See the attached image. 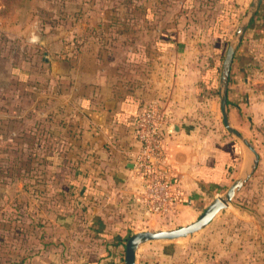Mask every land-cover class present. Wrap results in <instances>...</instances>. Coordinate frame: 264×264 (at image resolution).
Instances as JSON below:
<instances>
[{
    "label": "crops",
    "instance_id": "crops-1",
    "mask_svg": "<svg viewBox=\"0 0 264 264\" xmlns=\"http://www.w3.org/2000/svg\"><path fill=\"white\" fill-rule=\"evenodd\" d=\"M42 1L25 0L28 10L15 11V38L24 44L15 58L8 48L0 50V76L15 78V87L25 88L15 90V136L26 131L31 156L45 163L42 187L34 182L27 201L15 199V223L1 220L0 264H124L127 237L147 230L140 223L178 226L193 221L249 162L248 151L218 124L214 108L216 102L219 108L222 51L233 35L228 39L229 28L251 0H212L221 2L218 11L203 8L213 17L206 27L207 42L199 39L202 31L192 36V43L181 42L179 24L168 28L160 22L151 32L139 28L121 45L108 38L95 40L83 26L78 34L87 35L82 34L75 51L71 43L53 42L52 35L63 30L49 33L45 12L36 9ZM100 1L110 0H79L77 19L81 16L84 24L90 15L84 4ZM32 2L36 6L30 12ZM114 14L108 10L107 18ZM5 29L1 35H8ZM116 47L125 51L124 63L114 57ZM150 100L159 102L169 125L179 128L169 133L167 142L184 198L167 216L153 215L141 203L130 156L138 148L133 119ZM227 107L230 123L252 139L261 163L264 0L234 53ZM35 131L44 135L34 138ZM245 200L243 206L236 205L235 226L181 241L144 242L135 263L264 264V201Z\"/></svg>",
    "mask_w": 264,
    "mask_h": 264
},
{
    "label": "rangeland",
    "instance_id": "rangeland-1",
    "mask_svg": "<svg viewBox=\"0 0 264 264\" xmlns=\"http://www.w3.org/2000/svg\"><path fill=\"white\" fill-rule=\"evenodd\" d=\"M213 2L214 1L212 0H201L199 3L195 2V0H171V3H169L168 5L165 3L161 5L160 9L164 11V14H162L159 18L157 16V19L156 17H154L155 19L150 23L144 22L146 16L143 13V9L150 6L152 2L150 3L143 0L140 2L139 0H134L129 3V7H127L128 5L123 6V3H121L118 5L119 10L115 11L114 17L111 19L107 18L106 10H104L105 12L102 14L100 12L98 13L100 7L101 9H105L104 5H106V1L104 2L100 1L97 4L94 3V5L91 2L90 3L86 2L84 4V7L85 9H88L87 13H89L90 15L84 17L85 18L84 24L81 23V20L83 19L81 18V16H79V19H76V21L73 18L67 19L64 24H62V22L59 21L60 24L53 27L51 26L50 22L52 23V20H56V18L52 17L48 23L50 26L49 33H51V30H56L57 27H60L59 29L63 31L52 35V37L53 36L56 37L53 40V42L71 43L70 46L72 50L75 51L76 45L81 43L80 42L82 41L81 36L84 33L89 34V36H91L95 40H98L99 38H102L103 40H107V38L113 39V35L108 33V32L114 33L115 31L113 30H121L125 27L126 28L140 27V30H143L142 28H144L151 32V30L155 29L156 26H158V24L161 22V24H164V26L168 28L176 27V24H179L178 32L180 31L181 33L178 34V37L181 42L192 43L193 41L192 36L193 35L198 36V34L201 31H202V37H199V39L201 41L207 42L208 33L206 27L209 21H211V18L213 17H210L212 15H208V11H204L203 8L205 9L209 5V7L211 6L212 8L211 10L218 11L222 6L220 1L214 4ZM226 2L229 3L230 0ZM248 3L249 2L244 3L242 8L239 9L237 19H235V22L229 28L228 39L232 34H234L235 29L239 24L240 17L248 9L249 7ZM197 4H198V8H197ZM30 5H31L30 12H32L36 4L32 2ZM63 5L64 6L62 8H65L66 11L77 12L78 7H79L78 12L81 11L79 0H67L65 3H63ZM25 6L27 7L26 10H28L29 6H27V4H25V0H23V2L17 8H15L14 5L6 9L4 8L0 13V29L2 28V26L7 27V29H5L4 31L8 34V35L5 34L6 35L5 40L3 39V37H1L0 34V50L2 51V49L4 50L8 48V50L6 51H11L12 57L14 58H15V53H17V48L19 46L24 45L23 40L19 38H15V17L19 18L18 16H15V11ZM36 9L37 12L38 11L41 12V10L42 12H45L44 14L47 16H45L43 20L47 21L49 20L48 15L50 14L52 15L54 13L56 14L58 12L57 0H43L39 4V6H37ZM130 9L134 10L133 14H135L136 17L138 16L137 18L136 17L134 18L135 20L132 22L133 24L130 23L129 21H127L126 23V16L129 13ZM91 12L94 13L91 14ZM112 12H113L112 10L109 11L110 14ZM226 12H229V9H227ZM16 21L18 22V20ZM74 22L75 24H72ZM135 22L136 24H134ZM113 23L114 25H112ZM83 26L86 27L85 32L82 34H78L79 30L77 29L78 28L81 29ZM87 34L84 35L86 36ZM103 35L104 37H102ZM151 37H153V33ZM151 37H149L148 39L147 36V38L145 39L151 41ZM142 41H144V39ZM114 52H115L113 53L115 54L114 57L120 60L119 63L122 62L124 63L125 59L123 60V57L126 54L125 51L122 49V47L120 48L116 47V49H114ZM153 53L154 52L152 50L148 51V57L150 58L153 57L154 56ZM223 55L224 52L222 51L221 57ZM219 70H220V66L218 68V74H219ZM141 83L143 84V82ZM16 85L17 83H15V78H13L12 80L10 79L7 80V78L0 76V188L4 189L5 191L4 193L5 195L0 197V229L2 228L1 220L3 219L5 220L4 223H7L6 220H10L11 221L10 223H13V221L15 223V199H18V201L22 203L27 201L28 200L27 190L29 191V188H32V184H34V182H39L37 186L42 187V183H43L42 181L44 179L43 169H45V165H44L45 163L39 158L31 156L33 150L32 147L29 145L30 142L27 141L28 133L26 131H23L15 136V90L25 89L18 86L15 87ZM214 105H215V101H214ZM215 106L216 107L214 108L215 110L214 114L216 115L218 124H220L223 127L222 122L220 120L221 114L217 102ZM258 132L260 133V131ZM43 135L44 132L35 131L34 138L36 136L42 137ZM15 139H18V141H15ZM248 140L252 143V139L249 138ZM258 171L260 173L264 172V160L261 161V163H259L258 161L257 167L255 168L251 176L246 180L244 184L245 186L243 185L240 188V190L243 187L245 188L243 189L242 192L239 193V195L235 194L232 203H230L227 207L219 210L210 220V222L206 224L204 227H202L198 231L189 234V236L186 237H191L192 235H196L197 233H202L204 231L208 233L213 229H215L216 231H219L220 228H224L228 230L229 228L235 226L234 224H236L235 223L236 217L234 216V214L236 213V209H235L236 205L243 206L244 203H246V200L244 201V199L246 198L250 199L252 202H254V199L257 200L256 202L258 201L263 202L264 174L261 175L256 174ZM39 178L41 179L40 181L38 180ZM248 201L249 200H247V202ZM132 226L133 229L137 228L136 224H133ZM145 226L147 230L149 229L158 230V229H171L178 227L180 225L177 226L174 224H163L161 226V224L160 225H155V224L149 225L144 223L139 224V227H145ZM178 239L181 241L182 239L185 238H176L171 240H152V243H167L170 241H176ZM122 256H124V251L122 253Z\"/></svg>",
    "mask_w": 264,
    "mask_h": 264
},
{
    "label": "built area",
    "instance_id": "built-area-1",
    "mask_svg": "<svg viewBox=\"0 0 264 264\" xmlns=\"http://www.w3.org/2000/svg\"><path fill=\"white\" fill-rule=\"evenodd\" d=\"M133 121L138 148L130 156L141 185L140 201L149 213L167 216L184 198L179 171L168 149L169 118L160 104L151 100L141 104Z\"/></svg>",
    "mask_w": 264,
    "mask_h": 264
},
{
    "label": "water",
    "instance_id": "water-1",
    "mask_svg": "<svg viewBox=\"0 0 264 264\" xmlns=\"http://www.w3.org/2000/svg\"><path fill=\"white\" fill-rule=\"evenodd\" d=\"M262 1L263 0H251L248 9L240 19L232 38L226 46L218 78V99L222 125L226 132L239 142L250 155L249 162L247 163L243 174L234 179L223 194L217 195L209 204H207L193 221L171 229L141 230L131 233L124 243V264H136V250L138 246L144 242L185 237L204 227L219 210L232 203L235 194L245 184L246 180L257 167L259 154L254 145L230 123L227 107V91L234 53L238 44L241 42L249 23L260 8ZM178 129L176 123H171L168 127V131L171 134L177 133ZM2 191L3 189L0 188V195L2 194Z\"/></svg>",
    "mask_w": 264,
    "mask_h": 264
},
{
    "label": "trees",
    "instance_id": "trees-1",
    "mask_svg": "<svg viewBox=\"0 0 264 264\" xmlns=\"http://www.w3.org/2000/svg\"><path fill=\"white\" fill-rule=\"evenodd\" d=\"M66 1L67 0H57V4H58L57 11L58 12L56 14L54 13L52 15L51 14L48 15L49 20H47V21L44 20L43 22L44 23L46 22L48 24L50 19L52 17H55L56 20H52V23L50 22L51 26L55 27V26L60 24L59 21H61L62 24H64L67 19H71V18L75 19V21H76V19L78 18V16H77V12L78 11L77 12H71V11H66L65 8H62L64 6L63 3H65ZM145 1L146 2H150V3L152 2L150 4V6H148V7L146 6L147 8L143 9V13L146 16L145 19H144V22H147V23L152 22L155 19L154 17H156V19H157V16L159 18L162 14H164V11L160 9V7H161V5L163 3H165L167 5L169 3H171V0H145ZM22 2H23V0H0V13L2 12V10L4 8L6 9V8L12 7L14 5H15V8H17ZM130 2H132V1L131 0H112V1L110 0L109 2L106 3V5H104V7H105L104 10H107V11L108 10L109 11L112 10L113 12H115V11L119 10V6H118L119 4L123 3V6L128 5L127 7H129V3ZM262 4H261V6H262ZM133 12H134V10L130 9L129 13L126 16V23H127V21L132 23L135 20L134 18L136 16H135V14H133ZM45 16H47V15H45ZM253 19H254V17H253ZM253 19L251 20V22L253 21ZM136 22L134 24H136ZM251 22H250V24H251ZM114 23L112 25H114ZM72 24H75V22L72 23ZM130 28H126L125 27V28H123L121 30H113V31H115V34L113 36V39L110 38V40L113 41V42L115 41V42H118L119 44L120 43L122 44V43H124L125 41H127L130 38V33L139 31L140 27L139 28L130 27ZM1 37H3L4 40L6 38L4 35H1Z\"/></svg>",
    "mask_w": 264,
    "mask_h": 264
}]
</instances>
